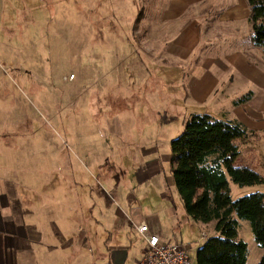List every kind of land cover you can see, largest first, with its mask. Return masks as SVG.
Listing matches in <instances>:
<instances>
[{
	"label": "rangeland",
	"instance_id": "obj_1",
	"mask_svg": "<svg viewBox=\"0 0 264 264\" xmlns=\"http://www.w3.org/2000/svg\"><path fill=\"white\" fill-rule=\"evenodd\" d=\"M171 1L0 0V144L12 154L3 181L27 207L37 196V209L54 198L66 239L47 234L75 263L136 264L145 242L129 220L154 218L167 239L187 244L192 264L217 234L216 223L190 219L175 182L171 188V141L188 119L172 83L157 79L159 67L175 63L164 55L177 26L165 18ZM162 142L171 155L158 163L164 176L146 155ZM237 144L235 166L264 178V138ZM261 192L263 185L231 183L234 199ZM239 223L247 264H257L264 250L250 222Z\"/></svg>",
	"mask_w": 264,
	"mask_h": 264
},
{
	"label": "crops",
	"instance_id": "obj_2",
	"mask_svg": "<svg viewBox=\"0 0 264 264\" xmlns=\"http://www.w3.org/2000/svg\"><path fill=\"white\" fill-rule=\"evenodd\" d=\"M165 12V18L177 21L164 46V55L175 63L159 67L157 79L172 83L171 87L188 106L186 117L210 114L215 118H236L254 132L246 136L249 141L252 135L264 138V53L252 43L247 0H172ZM169 108L167 104L165 113L171 114ZM170 122L173 120L163 125L169 128ZM7 149L0 144V264H88L86 260L75 263L77 259L73 261L70 256H65L69 261L64 260L61 253L65 244L60 240L58 245L50 242V230L59 239H66L58 221L53 219L57 215V209L52 208L53 197L49 203L40 198L43 202L37 209L39 196L27 207L23 195L9 193L8 181H3L8 176L5 162L8 156L12 157L7 155ZM146 155L147 161L156 163V173L162 176L158 163L171 157L163 142L162 151L159 147L149 148ZM47 180H38L34 186H47ZM67 209L74 211L75 207ZM128 222L136 231L140 224L150 226L163 242H178L175 238L167 239L154 218L149 224L137 219ZM144 252L145 247L136 264Z\"/></svg>",
	"mask_w": 264,
	"mask_h": 264
},
{
	"label": "trees",
	"instance_id": "obj_3",
	"mask_svg": "<svg viewBox=\"0 0 264 264\" xmlns=\"http://www.w3.org/2000/svg\"><path fill=\"white\" fill-rule=\"evenodd\" d=\"M252 43L264 53V0H247ZM138 16L136 23L143 19ZM181 135L171 143L173 182L184 208L195 222L216 223L215 236L198 250L197 264H247L248 246L240 239L239 220L250 222L257 245L264 250V193L234 199L231 183L239 187L264 185L250 167L235 166L241 155L237 141L253 134L236 118L192 114ZM257 264H264V254Z\"/></svg>",
	"mask_w": 264,
	"mask_h": 264
},
{
	"label": "built area",
	"instance_id": "obj_4",
	"mask_svg": "<svg viewBox=\"0 0 264 264\" xmlns=\"http://www.w3.org/2000/svg\"><path fill=\"white\" fill-rule=\"evenodd\" d=\"M137 232L145 242V252L138 264H192L191 252L183 242H163L150 226L140 224Z\"/></svg>",
	"mask_w": 264,
	"mask_h": 264
}]
</instances>
